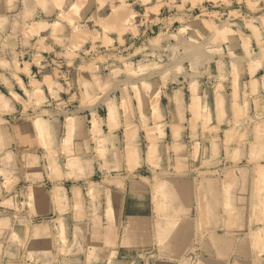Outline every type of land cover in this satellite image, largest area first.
Returning <instances> with one entry per match:
<instances>
[{"label": "rangeland", "instance_id": "rangeland-1", "mask_svg": "<svg viewBox=\"0 0 264 264\" xmlns=\"http://www.w3.org/2000/svg\"><path fill=\"white\" fill-rule=\"evenodd\" d=\"M51 1L61 4L63 0ZM79 3L80 0H69L60 15L43 18L45 25L41 28L50 29V33L45 34L46 39L40 40L43 46L37 50L44 53L49 63L34 69L33 74L23 78V82L18 79V83L14 77L23 73L13 72L12 78L8 79L14 88H20L22 83L25 97L35 102L33 109L27 110L26 106L25 111L15 110L3 122L13 130V151L23 153L25 163L33 151L23 147L27 148L28 143L35 140L30 130L43 132L38 121L48 116L44 109L61 120L68 117L69 110L82 111L93 120L98 118L97 109L100 118L116 120L122 116L126 119L123 135L131 165L145 155L147 162L154 167L158 162L167 168L174 166L177 170L202 172L199 175L202 182L213 181L214 170L224 166V155L230 149L226 147L232 146L240 131H243L242 138L263 133L258 124L253 129L250 124L241 128L243 113L240 105L245 102H240L237 94L227 93V71L221 60L235 61L239 44L247 51V56H263L264 0H89L83 7ZM114 16L119 25L125 26L116 41L106 39L110 31L106 26H117ZM63 21L71 24L69 32L60 24ZM21 27L13 26L11 33L18 37L24 34L26 39L37 34L33 26H25L23 32ZM84 29H91L94 36L78 40L75 35L85 34ZM102 30L104 38H101ZM70 34L71 40L68 38ZM3 37V33L0 34V43ZM251 38L254 45L252 55L249 53ZM14 43L9 41L11 49L0 46V56L4 55L0 60L1 70L9 71L13 67L21 72L28 51L32 54L36 49L28 40L25 44ZM52 43L56 46L48 45ZM44 86L49 88L50 94L46 101L40 93ZM179 88H183L182 101L187 107L185 117L189 124L187 129L184 128L186 144L180 147L171 143L164 126H147L152 114L154 122L163 119L169 103L165 92ZM237 88L234 85V90ZM6 89L11 88L0 82V91L6 93ZM27 90H33V94ZM20 91L18 93L22 95ZM106 102H109L108 113L103 106ZM134 121H140L142 126H131ZM172 131L174 137L181 132L176 128ZM220 140L225 145L222 153L217 148ZM10 152L7 156L12 172H18L17 163L22 161L14 160ZM5 160L0 156V167L5 165ZM242 163L237 162L238 165ZM261 168L264 164L258 166L254 175L247 173L245 168H238L223 177L227 180L231 177L238 186L247 178L261 184L264 181ZM6 179V175H0V186L9 188L11 193L19 183L8 182V187ZM256 192H261L258 187ZM73 194L77 204L57 208L58 216L46 213L28 218L23 214L35 210V207L0 206V264H83L91 247L98 248L97 224L103 230L120 225L121 234L128 232L126 223L85 221L99 218L103 212L113 214L111 207L102 203V184H90L88 190L83 188ZM4 212L13 214L5 216ZM260 213L259 208H255L253 218L256 220L249 223V228L244 222H239L237 227L238 235L249 231V241L253 243V254L249 257L252 264H264V221ZM205 227L206 230H201L202 239L204 233L208 236L213 231L209 229L211 224L206 223ZM194 259L197 256H190L187 263L194 264Z\"/></svg>", "mask_w": 264, "mask_h": 264}, {"label": "crops", "instance_id": "crops-1", "mask_svg": "<svg viewBox=\"0 0 264 264\" xmlns=\"http://www.w3.org/2000/svg\"><path fill=\"white\" fill-rule=\"evenodd\" d=\"M68 1L53 4L51 0H1L0 26L3 27H0V34L3 33L4 37L0 46H7L9 49L10 40L15 41V45L20 42L25 44L28 40L36 49L32 54L28 51V59L22 64L21 72L12 67L9 71L0 69V75L11 79L13 72L23 73L14 76L23 82V78L33 74L34 69L45 67L49 63L44 53L37 50L43 46L40 40L46 39L45 34L50 33V29L41 28L45 25L43 18L60 15ZM61 23L65 31L69 32L71 24L67 21ZM46 25L51 26L49 23ZM118 25L117 22V26H106L110 29L106 39L116 41L120 38L119 32L125 26ZM13 26H22V32L25 31V26H33L37 34L27 39L24 34L18 37L11 33ZM83 31L87 32L75 35L78 40L94 36L91 29ZM104 33L102 30L101 38H104ZM71 36L70 34L68 37L70 40ZM53 44L48 45L56 46ZM262 44L263 56H247V51L239 44L235 61L221 60V65L227 71V93L237 94L239 101L246 104L240 105L243 113L241 128L250 124L253 129L258 124L263 133L257 137L252 133L242 138L243 131H240L232 146L226 147L230 149L224 155V166L214 170L212 182H202L199 177L202 172L177 170L174 166L167 168L158 162H154V167V164L147 162L145 155L131 165L126 151L127 140L123 135L126 119L122 116L116 120L100 118L98 109V118L95 120L77 110H69L68 117L61 120L44 109L48 116H43L38 121L43 132L30 130L35 140L28 143L27 148L23 147L24 150L33 151L29 161L25 163L22 160L24 154H15L13 151V130L3 122L13 111H25L26 105L21 100L29 99L25 97L24 89L14 88V85L10 90L6 89V93L0 91V114H3V122L0 123V152L3 151L0 156L1 159H6L5 165L0 167V175H6L5 183L8 187V182L13 181V185L19 183L11 189V193L8 192L9 188L0 186V206L35 207V210H27L23 214L28 218L46 213L58 216L60 214L57 213V208L77 204L73 193L82 191L83 188L88 190L90 184H102V203L105 207H111L113 214L103 212L99 218L85 221L126 223L129 230L126 234H121L120 225L103 230L97 224L98 248L91 247L83 264H188L192 255L197 256L194 264H252L249 257L253 254V243L249 241V231L247 229L246 233L238 235L237 227L239 222H244L246 228H249L250 222H255V208H259L264 221V181L255 184L253 178H247L246 182L238 186L231 177L227 180L223 176L232 174L238 168H245L247 173L254 175L258 166L263 167L264 164V34ZM249 46V53L252 55V38ZM3 56H0V60ZM11 63L14 61L11 60ZM234 85L238 87L236 90ZM18 90L22 91V95ZM27 91L33 94V90ZM40 93L45 101L48 100L50 94L47 86ZM165 93L169 103L164 110L163 119L154 122L152 114L147 126H164L170 134L171 143L180 147L186 144L184 128L187 129L189 125L185 117L187 107L182 101L183 88ZM108 103L103 104L107 113ZM34 105L35 102L31 101L27 110L33 109ZM230 118L232 119V115ZM130 125L142 126L140 121H134ZM175 128L181 131L177 137L172 134V129ZM217 148L220 152L225 148L221 140L217 142ZM9 152L14 160L22 161L17 163L19 166L16 167L20 168L18 172H12L7 156ZM239 161L243 163L238 165ZM261 169L264 171V168ZM257 187L260 194L256 192ZM4 214L9 216L13 213ZM206 218H209L207 222ZM206 223L211 224L209 229L213 231L208 236L204 233L202 239L201 230H206Z\"/></svg>", "mask_w": 264, "mask_h": 264}, {"label": "clouds", "instance_id": "clouds-1", "mask_svg": "<svg viewBox=\"0 0 264 264\" xmlns=\"http://www.w3.org/2000/svg\"><path fill=\"white\" fill-rule=\"evenodd\" d=\"M88 2H89V0H80L79 6H80V7H83V6L86 5ZM16 79H17V82H19V81H18V78H16ZM0 82L5 83L7 86H9V88L12 87L11 81L8 80L7 78L3 77V75H0ZM20 86H21V87H24V85H23L22 83L20 84ZM16 99L20 100L21 98L16 97ZM56 99H58V97H56ZM21 102L24 103L26 106H28V105L30 104L31 101H23V100H21ZM61 103H63V102H61ZM12 110H14V109H12ZM2 115H3V114H0V123L3 122V120H2Z\"/></svg>", "mask_w": 264, "mask_h": 264}, {"label": "bare ground", "instance_id": "bare-ground-1", "mask_svg": "<svg viewBox=\"0 0 264 264\" xmlns=\"http://www.w3.org/2000/svg\"><path fill=\"white\" fill-rule=\"evenodd\" d=\"M78 2V1H77ZM121 12H123V11H121ZM117 15H120V14H117ZM125 15V14H124ZM123 16V15H122ZM121 17V16H120ZM112 18V17H111ZM110 18V19H111ZM114 18H115V16H114ZM113 18V19H114ZM118 18V17H117ZM116 19V18H115ZM122 19H124V18H122ZM127 19V18H126ZM117 20V19H116ZM116 20H114L116 23L118 22V20L116 21ZM111 21H113L112 19H111ZM120 21V20H119ZM120 23V22H119ZM115 24V23H114ZM75 35V34H74ZM223 202V201H222ZM227 202V201H226ZM202 205H203V203H202ZM223 207V206H222ZM203 208V207H202ZM204 209V208H203ZM209 213V212H208ZM209 219V218H208ZM238 263V262H237Z\"/></svg>", "mask_w": 264, "mask_h": 264}]
</instances>
